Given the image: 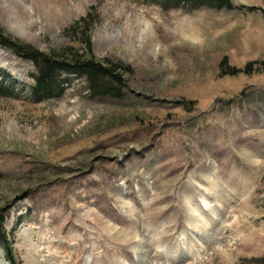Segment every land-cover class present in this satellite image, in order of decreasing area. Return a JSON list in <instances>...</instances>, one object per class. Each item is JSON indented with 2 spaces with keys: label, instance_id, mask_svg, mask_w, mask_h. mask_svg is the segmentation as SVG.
I'll return each instance as SVG.
<instances>
[{
  "label": "rangeland",
  "instance_id": "obj_1",
  "mask_svg": "<svg viewBox=\"0 0 264 264\" xmlns=\"http://www.w3.org/2000/svg\"><path fill=\"white\" fill-rule=\"evenodd\" d=\"M231 2L0 0V26L40 50L82 49L86 32L96 59L132 68L119 93L66 73L38 101L33 62L0 46V216L17 264H264V0ZM224 58L256 64L223 75Z\"/></svg>",
  "mask_w": 264,
  "mask_h": 264
},
{
  "label": "trees",
  "instance_id": "obj_2",
  "mask_svg": "<svg viewBox=\"0 0 264 264\" xmlns=\"http://www.w3.org/2000/svg\"><path fill=\"white\" fill-rule=\"evenodd\" d=\"M160 4L165 8H188V10L202 7L219 9L233 7L231 0H160ZM88 15L90 18L93 17L92 12ZM83 20L84 23L88 22L87 18H83ZM79 25L80 23L76 22V25L72 27L75 33H80ZM83 35L82 49L67 47L55 49L52 52H44L36 46L13 36L0 26V46L6 47L19 57L33 62L37 69V75L34 78L35 83L32 87V94L38 101L62 95L65 91L64 83L67 82V79L63 77L66 73L75 77H85L89 82V88L92 93H119L124 87L122 81L123 72H132V68L124 63H117L110 59H106L105 62L96 59L92 52L90 37L86 32H83ZM255 64L256 61H250L243 68H239L229 66L228 59L224 58L221 62V73L223 75L251 73ZM4 79L7 80V77H4ZM4 224V217L0 216V245L6 250L7 261L10 264H17L12 252V244L6 236ZM48 232L59 234L54 226L48 229ZM46 233L47 229L44 228L42 230V234H44L41 237L42 239L46 238ZM113 235L116 236L115 234ZM70 237L71 240L76 241V236L73 237L71 235ZM79 260L78 257L77 262Z\"/></svg>",
  "mask_w": 264,
  "mask_h": 264
},
{
  "label": "bare ground",
  "instance_id": "obj_3",
  "mask_svg": "<svg viewBox=\"0 0 264 264\" xmlns=\"http://www.w3.org/2000/svg\"><path fill=\"white\" fill-rule=\"evenodd\" d=\"M26 241H28V240H26ZM36 263V262H35Z\"/></svg>",
  "mask_w": 264,
  "mask_h": 264
},
{
  "label": "water",
  "instance_id": "obj_4",
  "mask_svg": "<svg viewBox=\"0 0 264 264\" xmlns=\"http://www.w3.org/2000/svg\"><path fill=\"white\" fill-rule=\"evenodd\" d=\"M5 49H7V48H5ZM8 50V49H7Z\"/></svg>",
  "mask_w": 264,
  "mask_h": 264
}]
</instances>
